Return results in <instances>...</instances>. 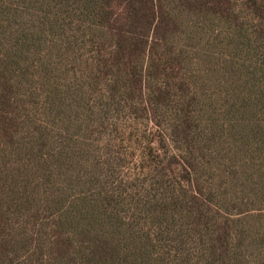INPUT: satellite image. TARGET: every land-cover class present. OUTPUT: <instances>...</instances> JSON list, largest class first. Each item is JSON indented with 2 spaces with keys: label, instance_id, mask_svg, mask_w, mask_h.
Here are the masks:
<instances>
[{
  "label": "trees",
  "instance_id": "trees-1",
  "mask_svg": "<svg viewBox=\"0 0 264 264\" xmlns=\"http://www.w3.org/2000/svg\"><path fill=\"white\" fill-rule=\"evenodd\" d=\"M0 264H264V0H0Z\"/></svg>",
  "mask_w": 264,
  "mask_h": 264
}]
</instances>
